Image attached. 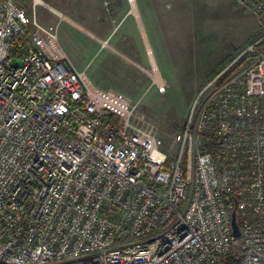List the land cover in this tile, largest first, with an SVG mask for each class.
<instances>
[{
  "label": "built area",
  "instance_id": "1",
  "mask_svg": "<svg viewBox=\"0 0 264 264\" xmlns=\"http://www.w3.org/2000/svg\"><path fill=\"white\" fill-rule=\"evenodd\" d=\"M218 80L171 155L54 26L0 0V264H264V52Z\"/></svg>",
  "mask_w": 264,
  "mask_h": 264
},
{
  "label": "rangeland",
  "instance_id": "2",
  "mask_svg": "<svg viewBox=\"0 0 264 264\" xmlns=\"http://www.w3.org/2000/svg\"><path fill=\"white\" fill-rule=\"evenodd\" d=\"M15 1L33 23L57 29L69 65L137 104V119L156 129L171 155L206 85L264 52V9L254 13L238 0ZM152 60L164 93L152 84Z\"/></svg>",
  "mask_w": 264,
  "mask_h": 264
},
{
  "label": "water",
  "instance_id": "3",
  "mask_svg": "<svg viewBox=\"0 0 264 264\" xmlns=\"http://www.w3.org/2000/svg\"><path fill=\"white\" fill-rule=\"evenodd\" d=\"M232 226H233V230L236 236H240V229L238 226V223L236 221V213H233V218H232Z\"/></svg>",
  "mask_w": 264,
  "mask_h": 264
},
{
  "label": "trees",
  "instance_id": "4",
  "mask_svg": "<svg viewBox=\"0 0 264 264\" xmlns=\"http://www.w3.org/2000/svg\"><path fill=\"white\" fill-rule=\"evenodd\" d=\"M260 47H261V49H264V39L260 42ZM237 253L238 252H236L235 254H237ZM232 259H233V255H230L224 259L222 264H230Z\"/></svg>",
  "mask_w": 264,
  "mask_h": 264
}]
</instances>
